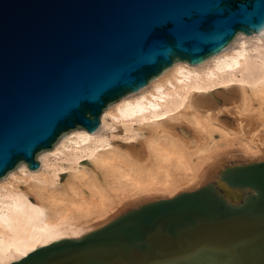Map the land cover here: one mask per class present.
<instances>
[{"label": "water", "instance_id": "95a60500", "mask_svg": "<svg viewBox=\"0 0 264 264\" xmlns=\"http://www.w3.org/2000/svg\"><path fill=\"white\" fill-rule=\"evenodd\" d=\"M262 31L264 0H0V179L22 162L38 170L40 152L77 127L96 131L110 104L173 63L200 64ZM233 223L250 235L230 248L193 244ZM12 264H264V160Z\"/></svg>", "mask_w": 264, "mask_h": 264}, {"label": "bare ground", "instance_id": "6f19581e", "mask_svg": "<svg viewBox=\"0 0 264 264\" xmlns=\"http://www.w3.org/2000/svg\"><path fill=\"white\" fill-rule=\"evenodd\" d=\"M244 34L200 64L173 63L145 88L113 102L96 131H68L37 155L38 170L22 162L0 179V264L79 238L159 196L217 183L230 162L225 156L235 157V165L263 161L264 34ZM118 126L122 136L105 133ZM114 137L128 146L116 145ZM221 147L240 148L243 155H220ZM217 188L230 200L240 197ZM251 229L233 223L202 230L193 244L230 248Z\"/></svg>", "mask_w": 264, "mask_h": 264}, {"label": "rangeland", "instance_id": "374dc122", "mask_svg": "<svg viewBox=\"0 0 264 264\" xmlns=\"http://www.w3.org/2000/svg\"><path fill=\"white\" fill-rule=\"evenodd\" d=\"M262 34H264V31L263 32H261V33H254V34H252V35H246V34H244L245 36H247V37H253V36H256V35H262ZM228 85H233V84H228ZM220 88H222V87H220ZM221 90L222 89H219V92L221 93ZM213 93V92H212ZM220 93L219 94H214L215 95V97L217 98V99H219V100H221L222 98L221 97H219V96H221L220 95ZM222 105V103H220V105L219 106H221ZM223 120H224V122L225 123H227V125L230 127L231 126V120L229 119V118H226V117H224L223 118ZM222 120V121H223ZM233 125V124H232ZM105 133H109L110 135H120V136H122V131H121V128L118 126V128H112V129H109L108 131H105ZM185 134H189V133H185ZM185 134H182V136H185V138L186 139H188V138H190V135H185ZM215 139L216 140H218L217 141V143L219 144L221 141H220V136H219V134H217V133H215ZM112 141H113V143H115L116 145H118V146H122V147H126V146H128L127 144H126V142H124L123 141V139L121 138V137H114V138H112ZM221 144V143H220ZM219 144V145H220ZM220 151H218V154H220V155H225V154H227L228 152H232V151H234L233 153H235L236 155H243V152H242V150L240 149V148H237V147H231V148H225V147H221V149H219ZM225 158H227L226 160H227V162L228 161H230V162H228V163H224V166L225 167H227V166H232V165H230V164H236L237 163V161H236V158L235 157H231V156H225ZM248 158H250V157H248ZM252 159V158H251ZM87 161H84V163H86ZM241 164V163H240ZM84 165H86L87 167H90L89 165H87V163L86 164H84ZM62 176H61V180H62V182L63 183H65L66 182V180H67V177H68V174H67V172L66 171H63V173L61 174ZM203 186V185H202ZM21 187H24V185H21ZM201 186H199V187H196L197 189L198 188H200ZM195 188V189H196ZM194 189V190H195ZM192 189H190V191H191ZM186 191H189V190H186ZM186 191H181V192H186ZM180 192V193H181ZM167 198H170V197H168V196H159L158 198H155L154 200H158V199H167ZM152 201V200H151ZM150 201V202H151ZM148 203V202H147ZM145 204V203H144ZM143 205V204H142ZM129 209H131V208H127L124 212H126V211H128ZM123 213V212H122ZM122 213H120V214H122ZM119 214V215H120Z\"/></svg>", "mask_w": 264, "mask_h": 264}]
</instances>
